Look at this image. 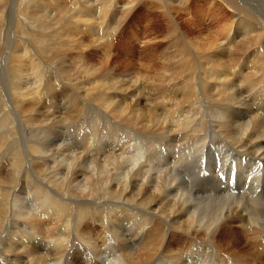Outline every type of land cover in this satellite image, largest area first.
Returning <instances> with one entry per match:
<instances>
[{
	"label": "bare ground",
	"instance_id": "6f19581e",
	"mask_svg": "<svg viewBox=\"0 0 264 264\" xmlns=\"http://www.w3.org/2000/svg\"><path fill=\"white\" fill-rule=\"evenodd\" d=\"M155 1L150 9L160 10L161 15L168 8L171 9V14V11L178 14L171 5L173 2L184 8L189 2ZM196 1L215 9L203 17L208 19L209 24L215 22L212 34L216 35L200 56L201 59H207L205 62L214 59L215 54H211L214 47L234 41V24L244 25L241 34L256 33L252 38L264 37V29L259 31L260 26L252 24L251 18H246V15L236 14L232 15V20L225 19L226 7L227 10H236L239 4L243 11L248 12L250 9L255 14L259 11L264 13V0H236L239 2L236 8L231 7L232 4L226 0ZM95 2L97 6L93 7L94 3L89 0H8V6L4 8L7 26L11 24L14 13L17 15L19 11L15 5L26 4L35 10L34 15L29 18L49 20V29L52 27L53 30L47 38H37V43L43 47L41 50L45 51L47 58L41 56L43 52L41 55H32L29 51L31 55L28 60L32 70L30 68L27 72L35 79L31 89L18 90V82L23 73L20 68L21 60L9 66L7 72L12 80L10 83H7V72L5 75V94L10 97L7 91L11 90L12 96L16 98L18 112L10 104V109L13 110L7 111L8 118H3L4 121L0 122V264H71L76 250L89 252L94 260L93 264H264V93L261 95V89H264V64L257 63L258 66L252 69L261 74L259 77L246 81L245 88L250 92L248 98H242V93L235 95L231 92L230 84H226L228 76L233 78L240 68L233 57L227 66L230 72L233 71L224 76L222 90L215 101L210 102L205 97L208 86H200L201 97L197 98L194 82L187 83L185 96L187 94L193 101L189 103L190 106L196 105L194 113L186 115L178 107L179 104L174 110L163 109V114L154 115L161 125L160 132L149 135L150 141L147 140L143 146L133 148L136 143L133 140L138 137L135 130L124 126L122 118H109L106 114L108 112L104 113L101 122L94 120L91 111L93 106L88 104V99L75 93L82 91L86 94L85 86L88 84L85 85L84 81L90 82L96 72L88 64L90 61H87L89 50L85 48L88 42L81 37L77 36L76 39V36H72V47L63 53L60 49L53 51L47 46L50 40L56 42L58 39L56 45L59 48L71 31L79 36L87 33L85 36H90V39L93 37L90 28L93 17L102 22L115 19L116 23L124 21L133 11L131 7L135 0L121 6L117 0ZM118 5L119 11L121 10L119 15L112 12ZM166 25L171 34L181 31L176 20L166 22ZM58 31L61 32L60 35L57 34ZM96 39L97 37L93 38V45L94 41L97 42ZM104 41L108 46L111 45L110 38ZM96 47L100 48L98 45ZM88 48L91 49L90 46ZM235 48L238 49V46ZM109 49L102 50L107 59ZM93 51L97 53L96 50ZM262 55L264 60L263 52ZM7 60L8 58L3 59L6 63ZM105 60L104 58L103 61ZM214 63L216 67V62ZM52 65L59 69L55 72H65L66 78L72 82V92L74 91L70 97L74 102H65L64 108H61V112L65 113L67 105L73 109L74 116L68 122L63 121L58 128L45 127L48 123L39 121L41 116L36 111L40 107L39 98L54 97L53 92L61 84L59 75H55L53 80L49 76H41V71L52 69ZM213 70L208 68V79H211ZM213 81L221 82L219 78ZM232 86L234 87L233 83ZM67 87L69 86L65 85L64 88ZM18 92L19 101L16 96ZM228 92H231L230 95ZM88 95L87 93L86 96ZM22 101L33 106L31 114H35L34 117L27 118ZM245 102H250L251 107L255 106L254 111L245 110ZM49 108L52 111L53 107ZM126 109V106L117 109L118 114H124ZM117 110L112 109L111 112L116 114ZM59 114L58 112V116ZM169 118V124L165 125ZM205 119L208 120L207 123ZM5 125H12L16 129V155H12L11 147H7L11 130L2 132ZM56 129L62 131L64 136L68 134L71 139H76L72 142L73 147L66 148L67 142L57 139V135H54ZM157 136L160 137L158 143L162 144L155 143ZM103 139H108L111 143L108 145ZM75 143L80 147L76 149ZM155 144L158 147L154 150ZM249 172L253 175L250 180L247 179ZM159 200L161 205L164 204L163 207L157 206ZM95 224L100 229L96 232L93 230ZM43 230L46 231L45 235L39 234ZM234 237L240 238L242 242L234 240ZM239 242L240 245L237 246ZM98 243L107 245L106 249L98 250ZM89 253L78 251L85 264H90L87 259Z\"/></svg>",
	"mask_w": 264,
	"mask_h": 264
},
{
	"label": "rangeland",
	"instance_id": "374dc122",
	"mask_svg": "<svg viewBox=\"0 0 264 264\" xmlns=\"http://www.w3.org/2000/svg\"><path fill=\"white\" fill-rule=\"evenodd\" d=\"M89 1L91 3L92 2L94 3L97 0H89ZM117 1H119L118 4L120 3L119 4L120 6H121V4L123 5L127 2H130V0H122L123 2L121 0H117ZM164 1H165V3L166 2L168 3V1H166V0H164ZM188 1H189L188 5H186L185 8L181 5L179 6V3H177V2H173L171 4L173 6L174 10L178 11V14H177V12L175 13L174 11H171L172 12V14H171L169 12V10H171V9L168 8L166 10H163V11H165V14L161 15L160 10L150 9V6H152L156 2L155 0H150V1L149 0H135L134 4L131 7L133 11H131V13L126 17V19H124V21H120L119 23H116L117 19H115L112 21L110 20V22H108L107 20H106V22L105 21L102 22L101 20L94 19V17H93L92 18L93 19L92 24L95 25V27L93 25H91V27H90L91 30L93 31V32H91V36H93V37H91L90 39H89L90 36H85V35H88L87 33H84L81 36H79V35H76L77 33L73 34L74 32L71 31L70 33L67 34L68 37L67 36L65 37V41H63L62 45H60L59 48H58V45H56L59 42L58 39L56 42L50 40L51 43H50V41L49 42L46 41L47 46L52 48L51 50L58 51L60 49V51H62V53L65 50H67L68 48L72 47V45H71V42H72L71 37L72 36L73 37L76 36V39H77V36H78V38L81 37L86 42H88L87 48H85L86 50H89L88 51V53H89L88 58L89 59H87V61L88 62L90 61L88 64L92 65L93 69H95L96 72H95V74L93 73L94 79H93V77H91L90 82H88V80L84 81V83H86L85 85L88 84L87 86H85L86 88L85 87L84 88L87 90V93L89 95L86 96L87 93L83 94L82 91L81 92L75 91V93L80 94V97L83 99L84 98L88 99V101H87L88 104L90 103V105L93 106L91 111H92V118L94 120L101 122V120L104 118V113L108 112L106 114H107V116H109V118H114V116L116 117V120L118 118H122L124 126L130 128L132 130H135L134 132L138 134V137L136 140L135 139L133 140L136 142L134 144L133 148L143 146L144 144L147 143L149 135L160 132L159 128L161 127V125H160V123H158L156 121V119L154 118V115L163 114L164 113L163 109H170V110L173 109L174 110L176 108V106L179 104L178 107H181L182 112H184L185 114L186 113H194V107L196 105L190 106L189 103H192L193 101H191V99L188 98L187 94L185 96L187 83L193 84V82H194L195 87H196L195 94L197 95L196 96L197 98L201 97L200 86L202 84L206 85L205 87L208 86V88H207L208 91L206 92L205 97L207 98V100L209 99L208 101H210V102L215 101L219 97V93L222 90V86H223V82H224V76L226 77V75L227 76H228V74L230 75V73H232V71H233L232 70L230 72L229 69L227 68V66H229L228 62H229L230 58H231V60L234 58L235 63H238V65H240L239 71H236L234 74L235 76L233 78L231 76H228V78H227L228 83L226 82V84H228V85L230 84L231 92L234 93L235 95H237L238 93H242L243 94L242 98H244V97L248 98L250 96V92H247L248 88H245L246 81L248 79L255 80L257 77H259L261 75L257 71H254L252 69L256 68L258 66L257 63H259V65L261 64V62L264 64V60L262 59L263 58L262 52L264 53V37L261 39L252 38L254 35H256V33L255 34L251 33L252 35L246 34L247 35V37H246V35L241 34L242 27H244V25L243 26H235V24H234V28L232 29V35L234 36V39H233L234 41H230L231 43L228 42L229 44L226 42L228 45L226 43H223V44H220L218 47H214L212 50V53H211V54H213V53L215 54V56H213L214 59H212L211 61H208V62H205V60L207 61V59H205V60L201 59L200 56H202V54H204L203 52H204L205 47L208 45L209 42H211L212 39H214L216 37V35H213L214 33L212 34V32H213L212 28H213V25L215 22H212L211 23L212 25H211V24H209L208 19L203 18V17L207 16L212 11H215V9L209 8V7L207 8V4L202 5L201 2H198L196 0H193V1L188 0ZM226 1L230 2V4L233 5V6L231 5V7H233V8L234 7L236 8L237 3L239 4V2H237L236 0H226ZM148 2H149V4H148ZM95 3L92 5L93 7L97 6V4L95 5ZM0 4H1L0 5V86L2 87V88L0 87V115H1L0 116V118H1L0 122H1V121H4L3 118L4 119L8 118L9 114L7 113V111L11 110L10 109L11 105H13L12 107L15 108L18 112V109L16 107V98L14 96H12L13 94H12L11 90L7 91L11 98L8 97V94H5L6 91H5L4 84L10 83L12 81L11 78L9 77V73H8L9 72L8 71L9 66L13 65V63L16 62L17 60H21V63H20L21 67L20 68L22 70L20 68H19V70H21L23 73L21 74L19 82H18V85H19L18 90L21 89L23 91L24 90L27 91V90L31 89L34 86L33 85V79L34 78H33V75L31 73L27 72V70L30 68L32 70V66L28 60V56L31 54L32 55H37V54L41 55L43 50H41L42 46L39 45V43H37L38 42L37 38L39 36H42V37L44 36L47 38L48 37L47 35H51L53 28L51 27L49 29V23H48L49 20H45V19L41 18V20H42L41 21V20H39V18L38 19L35 18L34 20L29 18L32 15H34L33 12H35V10L32 9L33 7H31V8L28 7L26 4H22L20 6L15 5V7L19 8V11H18L17 15H15V13H14L11 24L9 26H7V24H6V21H7L6 20V9H4V8H7L8 0H6V1L0 0ZM119 5L115 9H113V11H112V12L118 13V15L121 13L120 12L121 10L119 11V8H120ZM133 6H134V8H133ZM227 9L228 8L226 7L225 19L229 20L232 17V15H236V14L239 16H245L246 15L245 16L246 18H248V17H249L248 19L251 18L250 20H252L251 21L252 24L260 26V29H258L259 31L264 29V19H262V17H264V13H261L259 11L258 12L259 14L257 12L255 14V11L248 9V7H247V9L249 10L248 12L252 13V14H249L248 12L243 11L244 9H243L241 4H239V7L236 10H232V9L227 10ZM16 11H17V9L15 8L14 12H16ZM221 15L223 16V12L220 13V16ZM175 16H177V17H175ZM188 16L191 18H189ZM172 18L174 20H172ZM188 18L191 20L189 21ZM232 18H231V20H232ZM185 19H187V20H185ZM194 19H196V20H194ZM175 20L177 21V24L181 27L182 32L180 31V32H177L175 34H171L170 31L168 30L169 28L166 25V22L167 23L170 21L175 22ZM186 21H187V24H185ZM202 22H204V23H202ZM99 23H100V25H102V27L99 25ZM93 27H94V29H93ZM100 30H102V31H100ZM105 31L107 34L105 33ZM57 34L60 35L61 32L58 31ZM58 35H55V36H58ZM102 35H104V36H102ZM210 35H212V36H210ZM190 36H191V38L193 37L192 40H191V38H189ZM96 37H97V39H96L97 42L95 43V41H94L93 42L94 45H93L92 44L93 38H96ZM107 38H110V40H111L110 46H108L107 42L105 43V41H104ZM237 38H239V39H237ZM28 40H30V41H28ZM47 40H49V39H47ZM98 40H99V42H98ZM97 43H99V44L101 43V44L99 45ZM157 43H158V45H157ZM225 44H226V46H225ZM88 45L90 46L91 49L88 48L89 47ZM92 45H93V47H91ZM97 45L100 46V48L103 47L106 50L112 46L110 48L111 50L109 49V52H108V53H110V55L108 56L109 59H107V57H106L107 55L106 56L103 55V52H102L103 48L101 50L99 47H96ZM94 46L97 49L98 48L99 49L97 50ZM223 46H225V47H223ZM237 46H238V49L235 48ZM54 47H57V48H54ZM16 49L18 51H16ZM81 49H83V48H81ZM93 50H96L97 53H95V51H93ZM216 50H218V51H216ZM248 50H250V51H248ZM29 51L31 52V54H29L30 53ZM44 52L42 53L41 56L45 57L46 54ZM224 52H226V53L224 54ZM43 54H45V55H43ZM22 56H24V57H22ZM220 57H222V58H220ZM6 58H8L7 63L3 61V59L6 60ZM46 58H47V56H46ZM104 58L106 59L105 61H103ZM249 59H252V61ZM106 61H108V62L106 63ZM214 62H216V67L214 66V64H215ZM35 63H37V61H35ZM101 63L107 69L104 68L103 65H100ZM248 63H250V64H248ZM205 64H206V66H205ZM195 65H196V67H195ZM52 66H54V65H52ZM208 68L214 69L212 75L210 76L212 81H210L211 80L210 78H209L210 80L208 79V75H207ZM104 69H106V70H104ZM56 70H59V69L54 66V67H52V69L47 68V69L41 71V73L43 72L41 74V76H43V77L49 76L51 78V80H53L55 75H59L60 76L59 83H61V84L53 92L54 97L47 98V99H45V98L43 99L42 97L39 98L40 102L38 105H40V107H39V109H38V107L36 108L37 115L41 116V118L38 120L43 121V124L48 123V125L47 126L45 125V127L50 126L52 128L60 127V124H62L63 121H67V120L69 121L70 118L74 116V113L72 111L73 109L69 108L67 105L65 106L66 107V110H64L65 113H63V111L61 112V110H63L61 108H64L63 106H64V104H66L65 102H68V103L74 102L70 99V97L74 91L72 92V87H70V86H72V82L68 78H66L65 72L61 73V71H59L57 73V72H55ZM95 70H93V72ZM102 71H104V72H102ZM106 71H108L109 74H108V72L106 74ZM223 71H224V74H223ZM2 72L3 73L5 72V73L3 74ZM6 72H7V75H6ZM98 72L99 73L101 72V73L98 74ZM1 74H3V75H1ZM27 74H29V75H27ZM238 74H240V75H238ZM5 75L7 76V81H8L7 83L5 82V79H6ZM95 75L97 78L95 77ZM108 75H109V77H107ZM236 75H237V77H236ZM116 76H118V77H116ZM110 77H112V78H110ZM187 77H188V79H187ZM213 77H214V79L219 78V81H221V82L220 83H213L214 82ZM109 79H111V80H109ZM229 79H230V81H229ZM104 80H105V82H104ZM177 80L179 82L181 80V82L179 83ZM34 81H35V79H34ZM219 81H216V82H219ZM174 82H176L175 85L173 84ZM200 82H201V84H200ZM232 83L234 84V87L232 86ZM106 84H108V86ZM219 84H220V86H219ZM65 85H68L69 87L64 88ZM97 85L101 86L102 88L99 86L97 87ZM93 86H94V88H93ZM104 87H105V89H103ZM213 87H214V89H213ZM232 88L234 90H232ZM263 90L264 89L262 88L261 89V91H262L261 95H263V93H264ZM159 91H160V93H159ZM231 92H228V94ZM109 93H111V94H109ZM162 93H163V95H162ZM19 94L20 93L18 92L16 96L18 97ZM104 94L107 96L104 97ZM99 95L101 97H99ZM89 96L91 97V100L89 99L90 98ZM108 96L109 97L111 96V98L109 99ZM133 96H134V98H132ZM12 97H14L13 101H12ZM27 97L29 98V96H27ZM165 97L167 98V100ZM184 97H185V99H184ZM210 97H212V98H210ZM28 98H26V99H28ZM114 98H115V100H114ZM19 99H20V97H18V101H19ZM132 99H134V101ZM201 101H202V98H201ZM87 102L84 101V103H87ZM98 102L101 105L100 104L98 105ZM133 102H134V104H133ZM21 105H22L23 110L27 111L26 112L27 114H25V115H27V118L29 116L34 117L35 114H31L32 113L31 110L33 109L32 105H30L26 101H22ZM54 105L56 107H54ZM102 105H104L105 107L103 108ZM245 105H247L245 110L254 111L255 106L251 107L250 102H245ZM50 106L53 107L52 111L49 108ZM125 106L127 108L126 111L124 112V114L119 115L118 114L119 112L117 109L123 108ZM7 107H9V108L7 109ZM248 107H249V109H248ZM262 107H263L262 103L260 102V108H262ZM13 108H12V110H13ZM100 108H102V110H100ZM112 109L117 110L116 114L111 112ZM56 110H58V111H56ZM67 111L70 115L67 113ZM94 111H96V112H94ZM58 112L60 114L62 113V115L59 114V116H58ZM110 112L112 114H110ZM6 113H7V115H6ZM63 116H66V117H63ZM45 118H47V121H44ZM168 121H170V118L166 121L165 125L169 124ZM205 121L207 123L208 120L205 119ZM8 130H11V132H10V136H9V144H7V147H9V148L11 147L10 151H11L12 155L13 154L16 155V150L18 149L16 147L17 142H18V136L15 133L16 129H14V127L12 125H5L2 128V132L8 131ZM54 131H56V133L54 135L55 136L57 135L56 136L57 139H60V140L67 142L68 146L66 148L73 147L72 142L76 141L75 138L71 139L68 134L64 136L61 133L62 131H59L57 129ZM54 135H50V136H54ZM60 135H62V136H60ZM163 135H164V133H163ZM6 137H8V135H6ZM159 138H160L159 136H157V138H156L157 142H155V143L157 145L162 144V143H158ZM16 139H17V141H15ZM28 139H31V137L28 136ZM69 140H71V141H69ZM148 141H150V140H148ZM103 142H106L108 145H109V142L111 143V141L108 139H103ZM156 144L154 146L155 147L154 150L158 147ZM75 146H76V149L78 148V146L80 147V145H78L77 143H75ZM145 169H147V168H145ZM252 177H253V175L251 174V172H249V176L247 177V179L250 180V178H252ZM14 179H16V178H14ZM148 195H149V193L146 194V196H148ZM156 201H158V200H156ZM158 203L159 204L157 206H160L161 205L160 200ZM163 205H161V206L163 207ZM93 230L95 232L100 230L97 227V224L93 225ZM178 230H180V229L178 228ZM45 232L46 231L43 230L39 234L45 235ZM179 232H181V230ZM1 237H3V236H1ZM229 239L231 240V242L233 244L235 243L232 240V238H229ZM235 239L242 242L240 240V238L234 237V240ZM240 242H239V244H237V246L240 245ZM106 247H107V245L102 246L101 243H98L97 249L98 250H101V249L104 250V249H106ZM78 251L80 253H89V252H85L83 250L82 251L76 250L74 252L75 254L73 253L74 255H72L73 258H72L71 264H85V262L82 259V256H80L78 254ZM87 259H88L90 264H93L92 261H94V260L92 259L91 254Z\"/></svg>",
	"mask_w": 264,
	"mask_h": 264
}]
</instances>
